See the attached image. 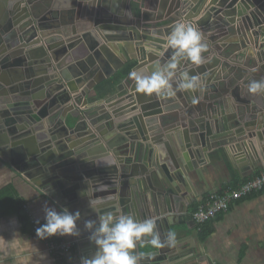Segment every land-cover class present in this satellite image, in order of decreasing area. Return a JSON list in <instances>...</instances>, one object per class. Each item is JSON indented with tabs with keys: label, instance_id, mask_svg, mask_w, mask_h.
Wrapping results in <instances>:
<instances>
[{
	"label": "water",
	"instance_id": "95a60500",
	"mask_svg": "<svg viewBox=\"0 0 264 264\" xmlns=\"http://www.w3.org/2000/svg\"><path fill=\"white\" fill-rule=\"evenodd\" d=\"M133 1L138 11L131 0H0V161L78 209L79 243L93 254L88 199L103 201L100 212L153 218L168 236L179 215L193 220L185 172L208 152L221 145L250 167L264 156V92L248 91L264 80V0H212L197 20L208 0ZM181 21L208 45L203 64L177 69L200 86L181 91L174 80V95L138 93L129 74L171 59L165 39ZM132 61L117 94L88 102L99 73L109 78ZM165 247L146 248L152 255L140 264L184 258Z\"/></svg>",
	"mask_w": 264,
	"mask_h": 264
},
{
	"label": "crops",
	"instance_id": "0c3cea01",
	"mask_svg": "<svg viewBox=\"0 0 264 264\" xmlns=\"http://www.w3.org/2000/svg\"><path fill=\"white\" fill-rule=\"evenodd\" d=\"M211 3L212 0H208L201 14L194 20L203 15L205 17ZM130 4L134 11H138L136 2L131 0ZM46 5H50L49 2H46ZM57 16L56 13L55 17ZM64 52L65 50L61 52L59 58L66 55L67 51L63 54ZM68 53L70 54V52ZM78 55L79 53H76L74 56ZM137 64L138 61L129 62L109 78L103 73H99L96 78V86L86 96L88 102L93 104L97 101H105L117 94L121 83ZM120 77V81L117 82ZM133 103H129L131 108L135 106L132 105ZM219 111L223 114L226 110L220 108ZM156 116L161 118V115ZM158 124L160 125L161 122L159 121ZM216 145L214 144V147ZM229 154L232 155L230 151ZM261 160L256 167L247 166L246 163H235V165L233 164L234 160L231 161L221 145L208 152L203 166L199 164V169L185 172L190 188L189 194L186 195L191 203L188 214L192 215L206 197L220 194L231 187L237 188L241 182L258 174L264 169V156ZM190 161L192 164L193 161ZM53 191L54 189L45 192L25 178L10 162L0 161V236L11 239L13 233L18 231L22 236L31 239L46 254L44 264L60 263L48 252L45 243L38 240L32 233L23 206L26 205L29 212L42 224L45 222L43 212L45 204L55 207L57 211H62L63 208H67L72 213L78 211V209L73 211V205H67ZM17 202L23 205L20 212L15 207ZM178 222L180 224L173 228L176 233L174 247H176L175 252L178 257L184 258L177 264H264V192L231 204L226 213L210 222L213 230L205 240L200 238V231L194 220L189 217L185 218V215H179ZM54 238L78 241V245L66 257L64 264H80L81 257L90 258L93 255L91 250L79 243L80 240L76 236H54ZM166 238V235L161 236V240ZM146 248L156 250L150 247ZM146 248H141V251H145ZM165 249L166 247H164ZM0 264H13V256L7 251L0 252Z\"/></svg>",
	"mask_w": 264,
	"mask_h": 264
},
{
	"label": "clouds",
	"instance_id": "9594fccd",
	"mask_svg": "<svg viewBox=\"0 0 264 264\" xmlns=\"http://www.w3.org/2000/svg\"><path fill=\"white\" fill-rule=\"evenodd\" d=\"M204 40L196 26L183 21L175 23L165 45L173 50L171 59L163 65H154L150 73L133 70L129 78L134 80L135 90L147 97L153 94L174 95V80L177 90H196L200 86L199 77L190 76L186 71L178 74L177 69L181 61H188L192 65L205 62L206 57L202 54L208 51V45ZM248 91L264 92V80L251 81ZM84 195L86 196V191ZM102 204L103 201L99 199H88V207L97 214V219L86 220L84 228L89 233L88 240L95 245V252L90 258L81 257L80 264H140L141 260L150 257L152 253L138 251V248L160 249L174 246L175 234L169 232L167 238L161 240L155 219L138 220L132 214L100 212ZM43 212L45 222L35 230L38 240L54 236H80L77 226V222L81 220L79 211L72 213L67 208L57 211L55 207L45 204ZM4 251L13 256V264H44L46 260V254L18 231L13 233L11 239L0 236V252Z\"/></svg>",
	"mask_w": 264,
	"mask_h": 264
},
{
	"label": "built area",
	"instance_id": "2783aa9c",
	"mask_svg": "<svg viewBox=\"0 0 264 264\" xmlns=\"http://www.w3.org/2000/svg\"><path fill=\"white\" fill-rule=\"evenodd\" d=\"M262 192H264V169L253 177L241 182L237 188L231 187L220 194L210 195L204 203L200 204L197 209L193 211L192 218L200 231L204 223L211 222L220 215L226 213L234 202L247 198L255 193ZM23 211L26 216H28V222L32 233L35 234L36 228L39 227L42 222L29 212L26 205L23 206ZM37 221L40 223L38 224ZM43 242L48 252L60 264L65 261L66 257L71 254L78 245L77 240H58L54 237L43 240Z\"/></svg>",
	"mask_w": 264,
	"mask_h": 264
},
{
	"label": "trees",
	"instance_id": "16d2710c",
	"mask_svg": "<svg viewBox=\"0 0 264 264\" xmlns=\"http://www.w3.org/2000/svg\"><path fill=\"white\" fill-rule=\"evenodd\" d=\"M120 79H121V77L120 78H118L117 79V82H119L120 81ZM233 188H235V187H233ZM255 194H258V193H255ZM255 194H253V195H255ZM208 197H206L205 199H203L202 200V202L200 203V204H202V203H204L205 202V200L207 199ZM16 205H15V207L17 208V211L18 212H20V211H22V203H20V202H17V203H15ZM199 204V205H200ZM197 209V208H196ZM195 209V210H196ZM212 222V221H211ZM212 227H211V223L210 222H206V223H204L203 225H202V227H201V230H200V238L202 239V240H205L208 236H210V234L212 233ZM62 264H64V262H62Z\"/></svg>",
	"mask_w": 264,
	"mask_h": 264
}]
</instances>
